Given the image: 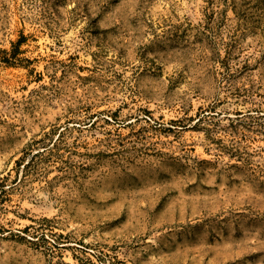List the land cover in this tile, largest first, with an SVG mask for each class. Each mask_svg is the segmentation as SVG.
I'll use <instances>...</instances> for the list:
<instances>
[{
	"label": "rangeland",
	"instance_id": "obj_1",
	"mask_svg": "<svg viewBox=\"0 0 264 264\" xmlns=\"http://www.w3.org/2000/svg\"><path fill=\"white\" fill-rule=\"evenodd\" d=\"M0 264H264V0H0Z\"/></svg>",
	"mask_w": 264,
	"mask_h": 264
}]
</instances>
